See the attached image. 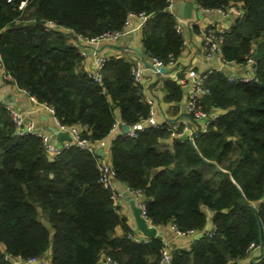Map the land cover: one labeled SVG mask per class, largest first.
I'll return each instance as SVG.
<instances>
[{
	"label": "trees",
	"instance_id": "1",
	"mask_svg": "<svg viewBox=\"0 0 264 264\" xmlns=\"http://www.w3.org/2000/svg\"><path fill=\"white\" fill-rule=\"evenodd\" d=\"M195 2L205 9L242 5L221 53L227 62L246 64L264 39V0ZM166 6L167 0H0V59L18 87L53 106L61 123L99 141L115 126L117 110L134 127L149 117L150 106L134 80L133 61L107 57L97 81L81 68L77 37L120 29L128 13L145 12L144 52L167 63L169 55H181L184 40ZM50 21L56 26L47 29ZM229 74L207 73L208 92L198 105L222 111L193 140L149 125L133 136L119 134L111 145L117 183L143 191L152 224L203 232L190 249L173 251L172 264H231L251 243L264 242V54L252 79L230 80ZM164 90L167 102L179 103L185 87L171 77ZM169 136L171 148H162ZM99 159L76 146L49 157L39 136L15 133L0 104V264H10L5 254L47 253L51 264H160L164 240L129 236L128 218L100 181ZM209 212L211 235L205 231ZM250 264H264V255Z\"/></svg>",
	"mask_w": 264,
	"mask_h": 264
},
{
	"label": "built area",
	"instance_id": "2",
	"mask_svg": "<svg viewBox=\"0 0 264 264\" xmlns=\"http://www.w3.org/2000/svg\"><path fill=\"white\" fill-rule=\"evenodd\" d=\"M8 1H12V0H8ZM24 4L25 2H22L20 7H22ZM202 9L212 10L205 8ZM166 10H168L169 12L175 15L176 17L175 29L183 37L184 46H185L188 42L187 39L188 29L194 27L192 21L183 18L177 13L176 0H167ZM219 10L222 11L233 10L234 12H236L237 17L240 16L242 13L241 10L231 7V5L227 6L225 9H219ZM148 18H149V14L145 12H140V13L130 12L126 16L124 24L120 29L108 30L99 35L92 37H83L78 35L77 44L79 51L81 52L83 57L84 58L88 57L89 49H91V53L94 56L95 71L89 73L95 78V80L97 81L101 80V69L104 66L107 59L106 56H103L98 52L97 46L99 45V43L102 41H107V42L116 41L129 33L142 30L143 25L145 24ZM55 26L56 24L53 21H50L48 23L47 29H51ZM228 30L229 29H225L217 25H212L204 28V30L202 31L205 58L207 60H213L215 57L219 56L222 60V65L216 69H224V65L226 63H234V62H227L223 58L221 53V44L224 39V34ZM247 62L250 64V66L253 68L254 71L255 63H256L254 56L253 55L247 56ZM151 64L153 69L157 73L164 74L165 69L176 66V59L175 56L169 55V60L167 63H165L157 58H152ZM0 67L3 71L2 72L3 79L15 82L13 76L6 70L1 59H0ZM145 68H146L145 64H143L140 61L134 63L132 71L135 82L142 84L143 72ZM213 70L214 69H210L207 72L200 73L196 69H189L186 71V73L183 76L174 75L175 78L178 79L179 83H181L186 90V112L182 116H178L172 119L169 118L161 123H155L153 125H164L167 128V130L172 132L174 135L183 138H189L191 140H193L196 137L198 131L201 132L206 131L209 128L211 121L216 117L217 114L214 113L213 111L208 112L206 110H203L202 108L199 107L198 103H199V99L208 92V88L204 86V81L207 76V73ZM229 73H230L229 74L230 80H249L254 77V75L238 76L236 72L232 73L231 71ZM32 97L33 100L39 105L41 109L45 110L47 113L53 116L58 130L66 132L71 137V139L70 140L65 139L61 141V143H59L57 136L54 133L50 131L41 130L37 126V123L35 122L34 119L28 118L26 116V112L24 110H22L17 106L7 104L5 105V107L9 112V115L14 123L15 133L17 135L31 134V135L39 136L42 139L44 149L49 157H55L58 154H60L63 150L69 149L73 146L81 147L93 153H97L98 141H93L91 139L85 138L83 136V131L79 126L76 125L69 126L61 123L59 119L55 116V109L53 106L49 105L46 102H39L34 96ZM147 102L150 106L149 117L153 118L154 115L156 114L155 102L152 98H147ZM115 126L113 127L114 129L117 128V125ZM135 129L136 128H132L131 126L128 132L125 133L124 131H122L123 132L122 134H129L133 136L136 134ZM99 158L100 159L98 162V167L100 170V181L103 184V186L110 191L114 204L119 205L121 199L123 198L124 192L131 193L137 199L138 205L142 209V214L146 217L145 203L144 201H142L143 191L141 189L132 190L129 187H127L123 192V190H121L117 185L115 170L111 162L106 160L104 156H99ZM173 227L175 231L181 235L194 234L196 232L193 230L180 231L174 225ZM212 233L213 231L210 230L209 234L211 235ZM129 236H131L136 241L147 240L135 234H129ZM191 245L188 246L187 249H190ZM256 249H264V242L260 244H256L254 242L251 243L247 251L248 253H250ZM172 254L173 252L170 251L168 247L164 244V246L161 249L160 264H172L171 261ZM5 259H7L10 262V264H38V260L40 258L34 257L29 259H23L20 256L5 254ZM105 263L118 264V262H116L113 259H107L105 260ZM231 264H241V263L235 260Z\"/></svg>",
	"mask_w": 264,
	"mask_h": 264
},
{
	"label": "crops",
	"instance_id": "3",
	"mask_svg": "<svg viewBox=\"0 0 264 264\" xmlns=\"http://www.w3.org/2000/svg\"><path fill=\"white\" fill-rule=\"evenodd\" d=\"M186 3H191L193 6L192 17L186 18L183 14H179V11H183V7ZM231 7L238 10L242 9L241 4L231 5ZM176 11L183 18L192 21L194 27L188 29V42L184 46L181 55L176 59V66L169 67L165 69L164 74L157 73L152 67V57L144 52V47L142 43V30L134 31L129 33L119 40L116 41H102L97 46L98 52L106 57L111 55L121 56L127 60H131L134 63L140 61L145 64V69L143 72V92L145 100L147 98H152L155 102L156 114L153 118L148 117L141 123L132 128H144L155 123H161L166 119H172L178 116H182L186 112V90L184 96L179 103H169L165 100V90L164 81L167 78H171L174 75H178L180 70L183 71V75L189 69H196L200 73L207 72L210 69L219 68L222 65V60L219 56L215 57L213 60H207L204 55V45L202 38V31L204 28L212 25H217L225 29H230L233 25L235 19L237 18L236 12L233 10L222 11L219 9L204 10L197 5L195 0H176ZM264 39H261L262 41ZM259 41V42H260ZM259 42L254 45L255 56L258 48ZM88 57L83 58L81 68L87 72L95 71V59L91 53V49L88 50ZM224 69L236 72L238 76H253L254 71L250 64H238V63H226ZM2 69L0 67V104L7 105L11 104L17 106L26 112L28 118H32L37 123V126L43 131H49V126H56L55 119L45 110L41 109L39 105L33 100V97L29 95L25 90L18 87V85L9 80H4L2 77ZM175 78V76H174ZM178 105V108L177 106ZM214 113H221L220 108H215L212 110ZM117 112V128H113L110 134L102 140L97 142V149L102 148L104 152V158L110 161V149L112 142L116 136L122 134V121L119 117V112ZM116 127V126H115ZM172 137L169 136L161 141L162 148H171ZM119 188L125 191L127 188L126 184L117 183ZM127 193V192H126ZM124 192L123 198L119 203L120 213L128 218V223L132 228V234L138 235L141 238L147 239L144 234H142L136 227L132 209L130 206L129 198L134 197L131 193L126 197ZM135 198V197H134ZM136 199V198H135ZM137 200V199H136ZM138 203V201H137ZM212 213L209 212V216ZM160 234L163 235V240L165 245L170 251H175L178 249H184L190 246L196 239L194 234L181 235L178 234L172 223L166 226H157ZM214 229V224L212 222L211 216L205 227V231H210ZM118 235L123 233L122 227H118L116 230ZM264 255V249H256L248 253L244 257L238 258L241 264H250L252 261L258 260ZM38 264H51L50 254L47 253L45 256L38 260ZM99 264H106L105 261H101Z\"/></svg>",
	"mask_w": 264,
	"mask_h": 264
},
{
	"label": "water",
	"instance_id": "4",
	"mask_svg": "<svg viewBox=\"0 0 264 264\" xmlns=\"http://www.w3.org/2000/svg\"><path fill=\"white\" fill-rule=\"evenodd\" d=\"M179 14H183L186 18H191L193 13V6L191 3H186L183 7V11H179ZM264 54V40L260 41L258 44L257 52L254 56L255 60L259 59ZM131 126L124 122L122 124V130L126 133L130 130ZM50 132L54 133L57 136L58 142L68 139L70 140L71 137L63 131H59L56 126H49L48 129ZM97 154L99 156H103L104 152L102 148L97 149ZM126 197L129 196L128 193L125 194ZM130 206L132 209V213L134 216L135 224L137 229L144 234L148 238H157L163 240V235L159 233L158 228L156 225L152 224L143 214L142 209L138 205L137 200L134 197L129 198ZM203 236V232H198L195 235V238L198 239Z\"/></svg>",
	"mask_w": 264,
	"mask_h": 264
}]
</instances>
